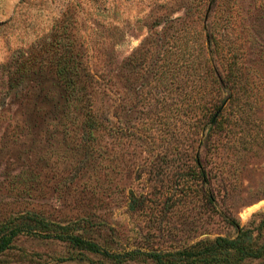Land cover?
<instances>
[{"label": "rangeland", "instance_id": "374dc122", "mask_svg": "<svg viewBox=\"0 0 264 264\" xmlns=\"http://www.w3.org/2000/svg\"><path fill=\"white\" fill-rule=\"evenodd\" d=\"M210 34V63L242 75L209 152L214 211L202 187L182 188L188 162L175 158L190 141L184 66L195 56L208 82ZM66 81H85L107 128L82 131ZM218 212L242 224L264 213V0H0V226L33 214L113 253L172 251L233 236ZM11 247L0 264H113L67 260L79 250L41 234Z\"/></svg>", "mask_w": 264, "mask_h": 264}, {"label": "trees", "instance_id": "16d2710c", "mask_svg": "<svg viewBox=\"0 0 264 264\" xmlns=\"http://www.w3.org/2000/svg\"><path fill=\"white\" fill-rule=\"evenodd\" d=\"M215 40L217 39L212 34L205 37L209 55L205 57L206 65L203 67L202 75L208 82H198L197 78L201 76V73L197 70L195 56L190 63L184 66L187 78H192L189 85L190 101H187L190 141L189 147L182 153H177L175 157L178 162L183 158L188 162L185 175L189 177L191 185L183 184L182 188L191 189L194 192L192 185H195L196 188L200 187V189L202 187L203 206L213 211L216 210L217 199L212 185L214 181L216 182L217 177L212 175L208 168V163L212 159V153L209 152L213 150L211 148L215 146L219 134L225 130L223 123L227 121L226 112L238 99L236 78L239 75L242 76L237 67H226L221 71L210 63L211 57L209 56L218 55L217 50L212 51L214 44L218 46V42ZM198 61L201 62V60ZM63 71L59 70L58 74L61 75ZM178 71L181 72V70H174L170 75L174 78L173 84L176 88L179 86ZM158 72L157 87L166 89V79L168 78L166 73L168 72L163 66H160ZM84 82L81 81L75 85L66 81L63 83V88L68 96L76 94L80 127L82 131L91 136L93 132L107 128V120L99 118L93 111V103L86 95L87 86L83 84ZM93 82L97 85L94 79ZM222 190L224 192V188ZM218 214L223 223L234 230L233 236H217L213 239L199 240L172 251L132 250L123 253L110 252L87 239L77 232L75 224H50L36 215L25 214L14 218L7 227L0 226V253L12 248V241L21 233L26 232L31 235L41 234L45 238L65 242L79 250L77 255L67 260H87L81 253V251H85L100 256L113 264H264V213L253 215L246 224H242L228 213L218 212Z\"/></svg>", "mask_w": 264, "mask_h": 264}]
</instances>
